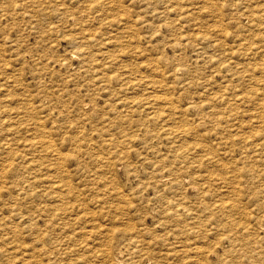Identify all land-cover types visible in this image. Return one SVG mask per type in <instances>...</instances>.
Instances as JSON below:
<instances>
[{
  "label": "rangeland",
  "instance_id": "rangeland-1",
  "mask_svg": "<svg viewBox=\"0 0 264 264\" xmlns=\"http://www.w3.org/2000/svg\"><path fill=\"white\" fill-rule=\"evenodd\" d=\"M114 263L264 264V0H0V264Z\"/></svg>",
  "mask_w": 264,
  "mask_h": 264
},
{
  "label": "bare ground",
  "instance_id": "bare-ground-1",
  "mask_svg": "<svg viewBox=\"0 0 264 264\" xmlns=\"http://www.w3.org/2000/svg\"><path fill=\"white\" fill-rule=\"evenodd\" d=\"M249 14V13H248ZM256 49V48H255ZM237 68V67H236ZM208 93V92H207ZM200 94V93H199ZM209 94V93H208ZM203 95V94H202ZM157 97V96H156ZM152 98H154V97H152ZM214 98V97H213ZM169 99V98H168ZM211 99V98H210ZM210 99H208V101L210 100ZM155 100H157V99H155ZM158 100H160V99H158ZM214 100V99H213ZM146 101V100H145ZM147 101H148V98H147ZM151 101V100H150ZM150 101H148V102H150ZM171 101H173V100H171ZM205 101V100H204ZM164 102V101H163ZM210 102V101H209ZM211 102H213V101H211ZM194 103V102H193ZM208 104V103H207ZM190 105V104H189ZM202 105L204 106L205 104H203L202 103ZM146 106H147V103H146ZM202 106V107H203ZM206 106V105H205ZM190 107V106H189ZM193 107V106H192ZM185 108V107H184ZM235 114V113H234ZM231 116V115H230ZM222 118V117H221ZM226 118V117H225ZM233 118V117H232ZM230 119V118H229ZM222 120V119H221ZM251 146V145H250ZM248 147V146H247ZM253 149V148H252ZM255 150V149H254ZM52 152H53V150H51ZM55 151V150H54ZM57 152V151H56ZM56 152H54L55 153V155L57 154ZM59 152V151H58ZM51 153V152H50ZM59 154V153H58ZM62 154V153H61ZM61 154H59V155H61ZM51 155V154H50ZM57 156V155H56ZM62 156V155H61ZM241 254V253H240ZM239 254V255H240ZM242 256H243V254H242ZM113 258V257H112ZM114 259V258H113ZM117 262V261H116ZM121 262V261H120ZM115 264V263H114Z\"/></svg>",
  "mask_w": 264,
  "mask_h": 264
}]
</instances>
